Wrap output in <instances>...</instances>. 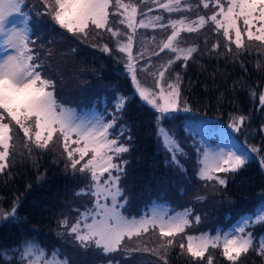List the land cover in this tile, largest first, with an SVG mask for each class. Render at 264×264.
I'll return each instance as SVG.
<instances>
[{"label": "snow or ice", "instance_id": "6c2138e0", "mask_svg": "<svg viewBox=\"0 0 264 264\" xmlns=\"http://www.w3.org/2000/svg\"><path fill=\"white\" fill-rule=\"evenodd\" d=\"M40 9L36 16H47L53 26L81 43H86L93 34L99 36L100 30H106L111 37H121L114 42V49L124 53L125 69L131 75L135 86L132 100L139 99L150 106L157 125V139L168 153L167 163L175 165L181 173L186 170L180 160L187 155L175 134L160 126L161 121L174 120L178 115L192 112L193 109L182 99L183 77L175 72L174 65L186 68L188 61L193 60L196 46L182 47L181 33H194L203 29L210 21L215 31L222 35L228 44L234 43L238 49L244 48L243 37L248 41L264 43V0H214L217 9L205 18L199 15L194 20L187 17L173 18V13L190 11L191 5L182 0H154L158 8L168 13L165 21L163 15L148 17L147 13H139L138 6L128 0H39ZM204 8L209 3H203ZM151 11V9H149ZM118 15L119 20L127 28L121 33L114 29L110 17ZM171 29L170 35L158 44L159 51L154 55L166 52L167 61L160 65L154 73L155 91L142 85L137 76V64L144 57L143 44L137 54H133L138 29ZM155 40V37H152ZM36 34L33 28V15L27 10L25 0H0V47L5 55L0 57V173L9 166L10 149L13 147L14 127L23 132L28 142L41 150H47L50 143H60L66 153V169H71L74 176L80 175L85 182L84 187L76 191V196H88L92 199L91 207L79 212L77 220L68 225L67 220L61 226L82 248L94 247L108 255L122 249L125 240L140 237L150 229H158L162 239L159 247L166 250L174 243V238L185 234L184 242L179 244L181 250L186 249L193 264L204 261L212 264L211 258L206 259L209 249H222V256L231 264H239L242 255L250 251L264 254V239H256L253 230L264 227V209L255 216L241 218L240 224L234 229L212 236L208 233L200 235L186 234L185 230L192 223H199V216H192V209L185 208L182 212L170 214L153 209L139 217L125 215L128 196L121 186L127 176L126 165L129 163L124 154L130 153L132 136L127 125L117 126L131 100L126 95L114 96V111L111 119L103 113H95L91 117L78 115L74 109L65 107L55 95L56 81L44 75L41 55L35 50ZM101 52L111 54L107 43L94 45ZM219 43L213 50L219 49ZM75 51V49H73ZM51 56V52L48 53ZM152 61L140 65V71H148ZM171 70V73H170ZM166 73H169L166 76ZM254 95V93H252ZM259 105L264 107V93L259 96ZM107 112V109H105ZM245 116L232 118L229 127L240 132L245 124ZM264 128V126H262ZM123 138V139H122ZM225 149L218 147L195 146L196 178L205 181L215 180L221 186H227V176L217 174L238 173L250 161L256 159L255 147L243 143ZM76 145V147H71ZM27 146V145H26ZM264 168V159L259 161ZM197 201L205 197L197 196ZM79 211V210H77ZM18 209L14 204L4 212L0 209V226L18 222ZM139 250V249H134ZM7 253L0 252V256ZM44 260L59 257L58 252L49 253L37 241L26 238L17 246L13 258L16 264H37V258ZM163 258V257H162ZM59 264H69L66 257Z\"/></svg>", "mask_w": 264, "mask_h": 264}, {"label": "trees", "instance_id": "16d2710c", "mask_svg": "<svg viewBox=\"0 0 264 264\" xmlns=\"http://www.w3.org/2000/svg\"><path fill=\"white\" fill-rule=\"evenodd\" d=\"M190 1L200 5L206 2ZM182 2L185 3L187 0ZM207 2L209 3V0ZM138 3L140 7L147 6L142 0H138ZM149 4L157 5L154 0ZM209 7L217 11L213 6ZM209 7L205 13L200 8L205 18L208 16ZM192 12L193 7L190 11L180 12L179 17L191 19ZM199 15L201 14H197V17ZM205 31L207 32L202 37ZM34 32L40 46L44 75L56 81V98L65 107L73 108L78 113L86 111L103 113L106 118L111 119L115 95H126L131 100L117 124L118 127L121 124L127 125L130 130L128 134L132 136V140L128 142L131 147L130 153L124 154L129 161L126 165L127 176L121 183L128 196L129 213L133 212L140 216L143 212L148 213L153 205L165 206L171 212L173 210L182 212L185 208L199 206L201 201L194 200L199 194L198 188L204 185L209 188L210 183L216 181L197 179L195 171L189 176V168L181 173L176 166L166 162L157 139L154 113L150 106H146L138 98L132 100L134 86L125 72L124 55L114 49L110 33L100 30L109 36L102 34L103 37L101 35L99 37L93 34L89 37V42L79 41L76 51H73L75 56H72L76 61L69 63L71 69L69 70L67 61L61 63V68L58 67L61 56L57 51L52 55L49 49L51 45H45V42L51 41L49 38L45 40L46 35H49L47 28H36ZM180 38L183 41L182 45H186L185 41L190 40L191 46L198 48V52L194 53L193 60L188 61L186 68H182L181 63L174 68L175 72H179L183 77L182 99L187 101L195 114L192 117L193 124L184 120L185 117L180 118V122V119L178 120L180 133L187 138L186 143H191V140L193 142L194 134L198 136L195 132L197 127H201L198 121L202 119L207 120L209 124L202 126V133L213 138L216 136L214 129L218 127V122H228L234 115H243L246 119L239 142L258 148L256 154L254 153L256 159L247 163L238 173L217 174L228 178L226 187L216 182L217 186L214 189L218 188L220 192L217 200L218 197H223L224 200L229 198L230 205L217 209L213 207L216 205L214 204L208 208L209 215L204 222L193 223L186 229V234H192L193 231L197 236L201 233L214 236L217 231L223 233L234 229L241 222V218L258 215L260 210L264 209V171L259 163L264 159V132L261 125L263 123L260 122L264 107L260 108L259 105V96L264 86V57L261 64L256 66L260 58L259 48H262L264 43L248 41L245 35L244 48L238 49L232 43L229 52L225 48L228 41L223 37L222 30L218 34L210 21L206 29L194 33H181ZM101 42L107 43L109 48L113 49L111 54L101 52L94 46L100 45ZM217 43L220 45L219 49L213 50V45ZM251 45L255 47L247 48ZM46 50L51 52V56ZM174 124L169 120L162 121L161 125L169 130ZM191 128H194V132ZM13 137L16 140L15 136ZM12 143L9 166L4 173H0V209L9 211L15 204L19 219L14 224L0 226V252L7 253L6 256H0V264H16L13 254L26 238L37 241L49 253L54 251L59 253V257L44 260V264H59L64 257L69 264H97L95 260L88 263V255L80 249L82 247L79 242L61 226L64 219L69 226L72 225L77 220L79 212L91 207L92 199L74 194L84 187V184H76L71 169H66L64 161L61 160L65 157L62 154V157H59L54 152L52 144L59 145V142L54 137L47 150H41L28 141V147L19 146L21 149L16 143ZM196 184L202 185L195 186ZM174 192L179 196L176 199L178 202L170 198ZM181 192L183 196L179 195ZM73 198L75 205L71 203ZM226 211L229 212L227 224L215 227L217 216ZM194 213L192 210V215ZM151 231L152 229L147 235ZM156 231L159 234L158 229ZM144 235L134 238L141 241ZM253 235L256 239H262L264 227H256ZM183 242L186 245V238ZM184 251L187 252L186 249ZM209 251L212 264H231L222 256L221 248H210ZM135 252L134 250L132 255L127 257L119 251L108 255L100 253L104 264H121L129 263L133 258L140 256ZM141 256L145 257L139 264H179L175 255L166 252L159 256L144 253ZM189 258L191 259H186L182 264H193V258ZM41 259L43 258H37V264ZM255 259L258 260V264H264V254H260L258 249L256 252L250 251L246 256L242 255L239 264H255ZM199 264L205 262L200 261Z\"/></svg>", "mask_w": 264, "mask_h": 264}, {"label": "rangeland", "instance_id": "374dc122", "mask_svg": "<svg viewBox=\"0 0 264 264\" xmlns=\"http://www.w3.org/2000/svg\"><path fill=\"white\" fill-rule=\"evenodd\" d=\"M151 1L152 0H142V3H145L147 6H144V7L141 6L140 7L138 0H131L132 3H134L138 6L139 11H138L137 19L139 20L142 18L139 15V13H147L148 17L155 16V15H163L165 17V21H166L169 14L166 12L164 13L163 9L160 10V8H158L157 5H153V6L150 5L149 3ZM125 2H128V0H125ZM185 3L189 4V5H191V7H193V12H192L193 18H191L189 20L196 19L197 14L202 15L200 8H202L204 13L206 11V8H204L203 5H200L199 3L195 2V1L191 2L190 0H187V2H185ZM209 5L214 7V0H209ZM25 6L27 7V10L33 15V20H34L33 25L35 28L34 31L36 30V28L37 29H39L41 27L44 29L47 28V32L49 35H46L45 40L47 38H49L51 41H49L47 43L45 42V45H47V44L51 45L49 49L51 50L52 55L54 54L55 51H57L59 53V55L61 56V61L59 62V64H57L58 67L61 68L60 65L63 61L68 62L67 66L69 65V63L71 64L72 61H76V58H72V56H75V53H73V49H75V51H76V46L78 47L77 43L79 41L76 39H72L70 34H67V33L63 32V30H60L57 27L53 26L52 22L48 19L47 16H36L35 15L36 12L41 7L39 0H25ZM149 9H151V11H149ZM214 12H215V10H212V8L209 7L207 15L210 16ZM179 16H180L179 13H173L172 14L173 18H178ZM121 18L122 17H120L118 15H113L112 18H110V23L112 24L114 29H119V31L121 33L127 32L128 30H127L126 26L119 23V20ZM204 29H206V26L201 30H204ZM102 32H100L101 37H103L102 34H106V37L109 36L108 33H106V32L102 33ZM206 32L207 31H205L202 34V37L205 35ZM170 33H171L170 28L165 29V30H160L159 28H157V29H138L137 33H136V42L133 46V54L134 55L137 54L138 50L141 48V44H143V50H144V57L142 59H140L139 63L137 64V69H138L137 76H138V79H140L143 86L153 88L155 91H158V89L155 88L154 73L156 70L159 69L161 64H163L167 61L169 55H171V54H166V52H164V53H160L159 56H156V55H154V53L159 51L158 44L162 40H165L167 35H170ZM100 35H99V37H100ZM153 36L155 37V40L152 39ZM111 38H112L113 47H114L115 40L121 39V37H111ZM89 41H90V39L87 42H89ZM90 43H88V44H90ZM191 43L192 42L190 40H187V41H185L186 45L181 44V46L182 47H189V46H191ZM102 44H104V43L101 42L100 45H102ZM39 47L40 46L36 40L35 50L38 51L39 53H41ZM249 47L252 48L255 46L251 45V46H248L247 48H249ZM261 47L262 48L257 47V48H259V57L260 58L257 60L256 66H259L261 64V61L264 57V46H261ZM47 52H49V51L46 50V53ZM122 54L124 55V64H125L126 57H125L124 53H122ZM3 55H5L4 48L0 47V57H2ZM149 60L152 61V64L149 66V70L143 71V72L140 71L139 70L140 65L147 63ZM43 61L45 62V60H43ZM179 63H181V62H177L174 65V68ZM68 69L71 70L69 68V66H68ZM125 72L129 75L131 83H133L131 80L130 73H128L126 71V69H125ZM170 73H171V70H170ZM70 75H72V73ZM168 75H169V73H166V76H168ZM134 88H135V86H134ZM262 90L263 91L261 92V94L264 93V86L262 87ZM260 108H262V107L260 106ZM70 109H73V108H70ZM76 113L78 115H85V116L91 117L93 114H95L97 112L86 111V112H82V113H78V112H76ZM194 116H195V114L193 112H189V113L181 112L176 119L170 120L171 123H175V124L172 125V127L169 130H167L165 128L169 134H175V137L178 139L179 143L183 146L185 152L187 153V155L180 160V164L183 166V168L185 170L189 168V176H190V173L192 175V173H194V171L198 167V165L195 161V159H196V152L194 150L195 146H197V145H200L201 147L207 146V147H211L213 149H216L218 147H224L225 149H227L228 147H231L232 145L239 146L238 142L240 141L239 140L240 132L244 128V125H243L241 127L240 132H235L232 128L229 127V124L231 123V119L238 117V115H234L233 117H231L228 120V122L223 121V122L217 123L218 127L214 129L216 132V134H215L216 136L213 137V138H216V140H213V138L209 137V135L202 133V126L203 125H209L207 120L202 119L200 122L198 121V123H199V125H201V127H197L196 132H195V133H198V136L196 134H194L195 138L193 139V142L191 140V143H186L187 138L183 137L182 134L180 133V126L178 125V120L180 118L182 119L183 117H185L186 119H184V120H187V121L191 122V124H193L194 121H193L192 117H194ZM260 117H261L260 122L263 123L261 125L264 126V112L262 113V115ZM181 119L179 120V122L181 121ZM161 124H162V121H161ZM161 124H160V126H162ZM181 129H182V126H181ZM191 130H192V132H194V128H191ZM263 132H264V128H263ZM13 136H15V138H16V140L13 139V142L16 143L18 145V147L27 145V139L23 136V132L21 130H19L18 128L17 129L14 128ZM185 139H186V141H185ZM181 140H183V141H181ZM230 140H231V142H230ZM243 144L249 146L246 143H243ZM26 147H28V145ZM71 147H76V145H71ZM249 147H253V146H249ZM52 148H53L54 152L57 153V155L59 157H62V155H63V157H65L63 159L61 158V160L64 161V163H66V160H65L66 159V153L63 151V148L60 145V143H59V145L52 144ZM160 148H162V151L164 153V157L167 161L168 153L163 149L161 144H160ZM19 149H21V147H19ZM256 149L258 151V148H256ZM262 169L264 171V168H262ZM75 179H76V184L77 183L78 184H84L85 183L82 180L80 175H76ZM203 184H204V182H203ZM200 185H202V184H199V185L196 184L195 186H200ZM215 186H217L216 182L215 183L211 182L209 188H207L206 185L200 186L198 188L199 189L198 196L205 197V199L199 203V206L191 207V209L195 211L194 215H192L193 217L194 216L200 217L199 222H204L206 220V218L209 215L208 208L212 207L214 204H216V205L213 207H215L217 209H221L225 206L226 207L229 206L231 203V199H229V198H226V200H224L223 197H218L219 199L217 200V195H219L220 192H219L218 188L214 189ZM195 192H197V191H195ZM179 195L183 196V193L181 192V193H179ZM196 197L194 198L195 201H197ZM170 198L172 200L174 199V201L178 202L176 199H178L179 196L176 192H174L172 194V197H170ZM216 201H217V203H216ZM72 202L75 205V199L74 198H73V200H71V203ZM153 209H156L158 212H165L166 211V212H169L170 214L176 213L175 210H173V212H171L167 207L158 206V205H153L151 207V210L147 211V212L149 213ZM3 211L7 212L5 210H3ZM228 213H229L228 211L221 212L219 214V216H217V218H216L217 223H216L215 227H217L219 225L222 226V225L227 224ZM66 214H68V213L66 212ZM143 214H144V212H143ZM125 215L139 217L138 215L134 214L133 212L129 213V207L127 208V211L125 212ZM238 224H240V222ZM185 232H186V230H185ZM191 235H194L193 231H192ZM142 237L143 238L141 239V241L135 240L134 237H133L134 241H132L133 239L132 240H127V239L125 240L124 245H122V249L126 247L128 249V251L121 250L119 252L122 255H124L125 257H127L129 255H132V253L134 252V249H139V250H135L136 251L135 253L139 254L140 256H138L137 258H133L132 261L129 263L122 262L121 264H139L143 261V257H145V256H141L143 253L146 255H155V256L157 255V256H159V254L166 252L167 254L175 255L179 264L184 263L186 259H191V258H189L190 255L187 254V252H185L184 250H181L179 247V244L185 240V236H183V234L176 236L174 238L173 245L171 247H168L166 250H162L159 247L163 238H161L159 236L156 229H154V230L152 229V231L149 235H147V233H145V235ZM262 239H264V236L262 237ZM80 249L86 255H88V259H89L88 263L90 261L95 260V261H97V264H104L102 262V258H101L102 254H103L101 250L95 249L94 247H89L87 249H85V248H80ZM210 254L211 253L209 251L207 253L206 259L209 258ZM256 258L258 259V257H256ZM257 259H255V264H258ZM115 264H120V263H115Z\"/></svg>", "mask_w": 264, "mask_h": 264}]
</instances>
